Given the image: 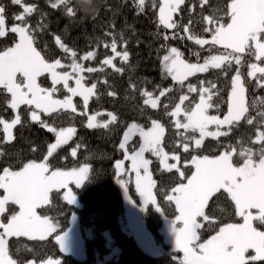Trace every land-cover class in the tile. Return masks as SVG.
I'll use <instances>...</instances> for the list:
<instances>
[{"label": "snow or ice", "instance_id": "snow-or-ice-1", "mask_svg": "<svg viewBox=\"0 0 264 264\" xmlns=\"http://www.w3.org/2000/svg\"><path fill=\"white\" fill-rule=\"evenodd\" d=\"M49 3L52 9L63 8L69 17L76 14L72 0H49ZM78 3L89 10L91 0H78ZM199 3L200 12L196 13L194 6L189 8L188 23L184 24L180 14L186 0H132L137 15L149 8L153 12L158 8L154 16L157 31L153 35L165 42L157 50L165 53L159 58L162 78L171 77L180 91L185 86L187 88V94L179 95L178 103L173 104L170 99L163 108L169 119L174 120L179 136L177 148H182L190 159H185L181 165L182 157L177 151L171 154L165 151V126L149 116L150 126L135 121L127 124L119 143V149L124 150V160L115 161V175L118 183L127 186L121 173L125 171V161H131L135 190L143 203H151L157 210H163L154 195L156 181L150 174L152 160L145 154L151 153L159 161L162 171L178 173V179L172 180L175 186L170 191L165 189L161 192L166 203L170 207L174 205L176 213L171 222L175 232L174 251L182 253L178 264H264V96H249V84H254L255 89H264V0H218L215 6L209 5V0H199ZM11 4L20 6L22 11L14 15L9 29L6 26V7L0 4V38H6L9 32L15 36L11 46L0 49V93L6 94L5 103L13 113L10 119L0 116V144L12 142L14 129L25 125L21 106H26L24 111L30 114L32 122L55 136V142L47 145L43 159H29L15 168L10 164L0 171V214H4L9 205L18 206V211L12 212L6 222L0 221V264H24L13 258L10 239L28 237L43 241L55 234L56 223L48 216L39 215L38 209L50 203V193L54 191L63 192L66 204L73 203L75 196L71 185L80 187L90 172L88 163L70 170H53L49 158L61 146L68 144L76 129H58L42 119V115L51 116L69 109L76 113L74 97L82 98L84 112L80 115H86L89 101L98 93L97 83L89 86L83 73L103 72L107 66L123 74L124 68L118 67L115 61L119 59L121 65L127 64L130 53L127 49L129 41L123 31L109 30L104 35L110 41L104 40L103 47L110 48L112 55L100 61V67L86 68L83 63L97 58L95 50L78 56L77 51L59 35L55 36V44L70 63L63 64L60 58L50 60L45 54L48 46L41 49L38 40V35L47 25L38 22L34 28L28 22V17L38 11L37 5L24 0H11ZM205 5H209L207 15L204 14ZM197 25L200 26L199 31L194 30ZM111 27L114 29V23ZM126 27L135 34L132 25ZM181 28L195 45L207 47L208 51L220 46L223 51L218 55L204 56L202 63L200 53L196 52L193 55L197 62H189L177 47L167 44L169 40L185 38L180 35ZM167 30H172L171 34ZM97 41H100L99 37ZM139 43L141 41L137 40ZM245 64L246 74L242 71ZM233 66L234 73L230 76L226 99L223 100L227 110L222 116L211 115V109L219 112L217 84L210 80H200L198 84L186 82L190 77L210 70H219L227 77L233 72ZM65 68L70 71L63 70ZM41 77L50 79L51 86L43 87ZM71 81H74V87ZM104 83L107 84V80ZM140 83L147 84L148 81L138 82L130 78L128 87L133 93H139L143 106L153 110L161 106L162 98L173 92L172 87L162 89L159 84L149 91L147 87H139ZM60 85L68 93L63 99L55 98ZM191 93L198 95V102L190 100ZM108 95L115 96L116 93L109 91ZM170 107L172 110L169 112ZM140 111L143 113L144 108ZM98 115L100 113L87 115L88 129H108L110 124L118 122V116L112 112L107 113L109 119L103 123L97 120ZM242 123L253 128L254 132L239 139V147L231 142H221V137H229L232 129ZM134 136L139 137V148H133L129 154L127 145ZM209 137L216 141V147L204 154L205 140ZM79 147L72 148V157H77ZM3 155L4 152L0 151V156ZM219 197L230 202L231 214L241 222L223 223L214 218V210L210 211L211 203ZM216 224L221 225L218 230L214 228ZM205 230L215 231V234L202 241L200 233ZM54 238L62 248V236L58 234ZM173 259L177 258L173 256ZM26 264H33V261ZM46 264H59V261L48 259Z\"/></svg>", "mask_w": 264, "mask_h": 264}, {"label": "trees", "instance_id": "trees-1", "mask_svg": "<svg viewBox=\"0 0 264 264\" xmlns=\"http://www.w3.org/2000/svg\"><path fill=\"white\" fill-rule=\"evenodd\" d=\"M25 3L37 5L38 11L28 17V22L35 28L38 22L47 25L38 35L39 47L44 49L46 56L51 59L60 58L66 63L70 61L65 57V54L55 44V36H61L62 40L73 50L77 51L78 56L85 54L89 50L97 52V58L93 61H84L86 67H100V61L106 56L112 55L110 48L103 47V41L109 40L104 33L112 30L117 33L123 31L124 36L128 39L127 49L130 53V58L127 64L121 65L119 59L115 61L118 67L124 68L123 74L115 72L112 68L105 66L103 72L87 73L84 76L86 83H97V96L92 97L89 101V106L86 115H80L84 112V106L80 97H75L77 112L72 113L71 110H61L59 113H54L51 116L42 115V119L48 121L51 126L58 129L63 127H74L76 133L68 144L61 146L49 158L50 166L54 169H71L79 167L84 163L90 165V172L87 178L82 182L80 187L72 186L78 198L79 205L66 204L63 200L62 192L50 193V203L38 209V212L43 216H48L56 223V233L41 241L37 239H29L28 237H13L10 239L9 246L13 258L26 264L32 260L36 263L43 262L48 259H59V264H97L99 260H104V257L109 256L105 260L106 264H178V259L182 257V253L174 251L171 246L165 242L161 228L163 217H174V205L169 206L161 192L165 189L170 191L175 185L172 183L174 178L178 179V173H167L162 171L159 161L148 154L152 160L150 164V172L153 180L156 181L154 195L163 210H157V207L149 204L144 211V220L148 230L154 237V243L157 250V255L154 258L145 256L137 244L135 243L132 234L127 228V223L124 218L123 197L129 195L137 204L138 194L132 182L127 183L125 191L122 190L115 175V161L122 160L124 150L119 149V143L122 140L123 132L130 122H137L144 126H150V116L153 119H158L164 124L166 132L163 141L165 151L170 154L177 151L181 155V165L185 159H190L187 154L183 153L182 148H177L179 136L174 125V120H170L165 114L163 105L171 102L178 103L180 94H187V88L180 91L179 85L171 80V77L162 78L159 58L165 53L157 51L161 43H165L162 38H157L153 35L157 31L154 23V16L158 13V8L153 12L151 8L143 14L137 15L135 8L132 6V0H91L89 10L80 7L78 0H72V6L76 8L74 17H69L63 8L52 9L49 0H24ZM218 0H209V5L215 6ZM0 4L6 7L7 28L10 29L14 15L19 14L22 8L17 5H12L11 0H0ZM209 5L204 6V14L209 12ZM195 7V12L199 13L201 5L199 0H186L184 11L180 14L184 24L188 23L189 8ZM111 9V10H110ZM179 19V17H176ZM114 23V29L111 27ZM126 25H132L135 29V34L131 28ZM195 31L200 30L197 25ZM172 30H167L171 34ZM180 35L184 39L176 38L167 41L168 46L177 47L183 54L184 58L189 62H197V57L193 53L199 52L203 62V57L208 55H218L223 49L216 46L213 51H208L207 47L201 48L188 40L182 28L179 29ZM97 37L100 41H97ZM15 36L10 32L6 38H0V49L6 46H11ZM137 40L141 43L137 44ZM122 47V44H121ZM246 58V62H247ZM227 77L219 72V70H210L208 73L197 74L190 77L187 83L198 84L200 80H210L217 84L219 89V112L211 109L209 114L221 115L226 112V105L223 100L226 99L228 84L231 74ZM242 71L246 74V64ZM133 81H148L147 84L140 83L139 87H147L152 91L154 86L159 84L161 88H173V92L167 97L162 98L161 106L158 109H151L143 106L142 98L139 93H133L129 89V79ZM107 80V84L104 81ZM41 84L44 87L50 86L51 81L48 78L41 77ZM60 87V86H59ZM114 91L115 96H109L108 92ZM66 90L60 88L56 94L63 96ZM159 94L158 92L156 93ZM4 93H0V116L5 119H10L13 116L11 109L7 108L5 103ZM249 96H264V89H255L254 84H249ZM190 100L194 103L198 102L199 97L196 93L190 94ZM193 103V106H194ZM187 105L188 102L186 101ZM26 106H21L23 119L26 121L24 126H17L14 129L15 139L10 143L0 144V151L4 152L0 156V171L3 167L13 165L14 168L20 166L22 162H27L29 159L41 160L47 154V145L55 142L53 133L47 131L46 128L30 120V114L25 112ZM144 108L143 113L140 109ZM170 107L168 111L170 112ZM108 112H112L118 116V122L110 124L108 129L96 128L88 129L86 127L87 115L97 114V120L101 123L107 121ZM180 131H183L181 129ZM254 132V129L242 123L239 127L232 129L229 137H221V142L233 143L239 147L237 141L241 138H246L249 133ZM2 139V132H0ZM80 145L78 148L77 157H72V148ZM139 145V138L135 136L127 149L129 152ZM216 147V141L211 137L205 140V152ZM36 149L33 151V149ZM190 175V172L188 173ZM122 176V175H121ZM123 177V176H122ZM2 192V190H0ZM17 210V206L9 205L7 211L2 215L6 220L12 212ZM214 210V211H212ZM212 214L215 219L221 220L223 223L241 222L238 217L231 214L232 208L230 202L224 197H219L211 203ZM75 213L78 217L82 238L83 250L86 255V260L82 263L76 262L73 258L62 256L59 252L58 245L55 242V235L64 232L70 221V216ZM220 224L214 225L218 230ZM215 231L205 230L200 233L201 240L208 239L214 235ZM112 247L117 248V253L112 254ZM175 256L177 259H173Z\"/></svg>", "mask_w": 264, "mask_h": 264}, {"label": "water", "instance_id": "water-1", "mask_svg": "<svg viewBox=\"0 0 264 264\" xmlns=\"http://www.w3.org/2000/svg\"><path fill=\"white\" fill-rule=\"evenodd\" d=\"M123 210L127 228L132 234L135 243L145 256L154 258L157 255V250L154 237L148 230L144 220L143 209L129 195H124ZM59 235L62 236L63 244L62 248L60 244H57L60 254L71 257L76 262H84L86 255L83 250L82 231L75 213L70 216L68 228Z\"/></svg>", "mask_w": 264, "mask_h": 264}, {"label": "rangeland", "instance_id": "rangeland-1", "mask_svg": "<svg viewBox=\"0 0 264 264\" xmlns=\"http://www.w3.org/2000/svg\"><path fill=\"white\" fill-rule=\"evenodd\" d=\"M83 55H84V54H83ZM83 55H80V56H83ZM61 61H62V60H61ZM62 63H63V64H68V63H66V62H64V61H62ZM83 63H84V61H83ZM201 63H202V62H201ZM85 67H86V66H85ZM86 68H87V67H86ZM63 70H68V71H70V69H67V68H65V69H63ZM84 74H85V72L83 73V75H84ZM70 83H71V85H72L73 87L75 86L74 81H71ZM50 86H51V85H50ZM50 86H47V87H50ZM89 86H90V85H89ZM43 87H44V86H43ZM60 88H63V86L60 85ZM64 90H66V89H64ZM67 94H68V93H67V90H66V93H65L64 95H67ZM64 95H63V96H64ZM63 96H60V95L56 94V95H55V98H57V99H63ZM80 98H81V97H80ZM74 99H75V97L73 98V103L76 104ZM81 99H82V98H81ZM82 102H83V101H82ZM77 110H78V108H77ZM88 115H94V114H88ZM181 119H182V117H181ZM134 137H135V136H134ZM134 137H132L131 140H132ZM137 137H138V136H137ZM138 138H139V137H138ZM122 139H123V137H122ZM131 140H130V141H131ZM53 143H54V142H53ZM139 144H140V140H139ZM138 148H139V145L137 146L136 150H138ZM128 153L131 154V152H129V151H128ZM148 154H151V153H146V154H145V157L151 160V158H150V156H149ZM153 157H154V156H153ZM122 160H124V157H123ZM170 162H175V161H170ZM124 168H125V171H123V172L121 173V175L123 176L122 179H123L126 183H130V182H132L133 185H134V187H135V173L132 172V171H130V169H131V161H125ZM54 170H55V169H54ZM62 170H70V169H62ZM150 174H151V172H150ZM152 178H153V177H152ZM81 184H82V183H81ZM119 184H120V183H119ZM72 186H75V184H72L71 187H72ZM120 186H121L122 190L125 191V187H126V186H122L121 184H120ZM72 190H73V187H72ZM73 193H74V196H75V201H74L73 203H71V204H72V205H76V206H78V205H79V201H78V198H77V196H76L74 190H73ZM0 194H2V192H0ZM137 194H138V193H137ZM62 195H63V192H62ZM138 201H139V206H140L142 209H145L149 204H151V203H148L147 205H145V204L143 203L141 197L139 196V194H138ZM16 211H18V206H17V210H16ZM38 214L41 215L39 212H38ZM2 215H3V214H0V221H2V222H6L7 219L4 220L3 217H2ZM41 216L43 217V215H41ZM172 219H174V217H163V224H162V228H161V233H162L163 236H164V240H165V242L168 243V244L171 246L172 249H175V232L173 231V226H172V222H171ZM177 226H179V225H177ZM115 253H117V248H116V247H112V253H111L110 255L115 254ZM108 258H109V256L104 257V260H99V261L97 262V264H106V263H105V260H107ZM55 260H58V261H59V259H55ZM46 261H47V260H45V261H43V262H39V263H36V262L33 261V264H46Z\"/></svg>", "mask_w": 264, "mask_h": 264}, {"label": "crops", "instance_id": "crops-1", "mask_svg": "<svg viewBox=\"0 0 264 264\" xmlns=\"http://www.w3.org/2000/svg\"><path fill=\"white\" fill-rule=\"evenodd\" d=\"M164 237V236H163Z\"/></svg>", "mask_w": 264, "mask_h": 264}]
</instances>
